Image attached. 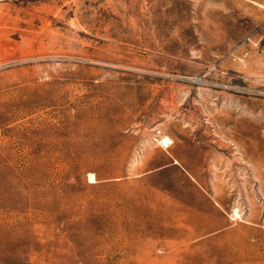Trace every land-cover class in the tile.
<instances>
[{
	"label": "rangeland",
	"instance_id": "obj_1",
	"mask_svg": "<svg viewBox=\"0 0 264 264\" xmlns=\"http://www.w3.org/2000/svg\"><path fill=\"white\" fill-rule=\"evenodd\" d=\"M0 264H264V0H0Z\"/></svg>",
	"mask_w": 264,
	"mask_h": 264
},
{
	"label": "bare ground",
	"instance_id": "obj_2",
	"mask_svg": "<svg viewBox=\"0 0 264 264\" xmlns=\"http://www.w3.org/2000/svg\"><path fill=\"white\" fill-rule=\"evenodd\" d=\"M161 143H163L165 146H168L169 143H170V139L165 137V138L162 139V142Z\"/></svg>",
	"mask_w": 264,
	"mask_h": 264
},
{
	"label": "crops",
	"instance_id": "obj_3",
	"mask_svg": "<svg viewBox=\"0 0 264 264\" xmlns=\"http://www.w3.org/2000/svg\"><path fill=\"white\" fill-rule=\"evenodd\" d=\"M178 161V160H175V162Z\"/></svg>",
	"mask_w": 264,
	"mask_h": 264
}]
</instances>
